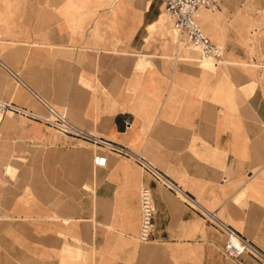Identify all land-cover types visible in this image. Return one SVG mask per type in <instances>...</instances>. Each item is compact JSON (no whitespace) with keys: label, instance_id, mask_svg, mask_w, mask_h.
Masks as SVG:
<instances>
[{"label":"crops","instance_id":"obj_1","mask_svg":"<svg viewBox=\"0 0 264 264\" xmlns=\"http://www.w3.org/2000/svg\"><path fill=\"white\" fill-rule=\"evenodd\" d=\"M165 1L0 0V101L18 110L0 112V264H238L209 211L264 253V0L199 7L226 56L211 67ZM44 102L174 188L47 124Z\"/></svg>","mask_w":264,"mask_h":264},{"label":"built area","instance_id":"obj_2","mask_svg":"<svg viewBox=\"0 0 264 264\" xmlns=\"http://www.w3.org/2000/svg\"><path fill=\"white\" fill-rule=\"evenodd\" d=\"M218 0H166L165 11L171 19L173 30L179 36L185 37L189 43L197 47L202 58H207L217 65L223 58V49L205 34L197 22V11L199 7L206 6L212 9L216 8ZM47 109V114L42 119L56 129L76 137L83 138L92 142L94 145H102L113 151L117 155L127 156L134 159L141 167L152 173L158 180L162 181L167 187L173 189L174 186L164 178L155 168L141 155L130 151L129 149L117 145L109 140L95 137L74 125L64 112H60L50 103H43ZM18 110L9 102H0V112ZM94 162L98 166L106 163V156L101 153L94 154ZM140 202V233L141 241H148L152 232V223L154 217V207L151 198V192L147 187L139 189ZM204 219L216 224L226 235V241L223 245V252L226 257L233 259L238 264H247L246 257L253 259L258 264H264V253L257 249L250 241L243 238L234 229L225 225L216 216L214 212H205Z\"/></svg>","mask_w":264,"mask_h":264},{"label":"rangeland","instance_id":"obj_3","mask_svg":"<svg viewBox=\"0 0 264 264\" xmlns=\"http://www.w3.org/2000/svg\"><path fill=\"white\" fill-rule=\"evenodd\" d=\"M161 17H163V14L161 15ZM8 25V27H9V23L7 24ZM3 28V27H2ZM186 44H187V46L189 47V48H195V50L196 51H194V50H191L195 55V57L196 58H200V51H199V49L197 48V47H194L191 43H189V41L187 40V41H184ZM3 46V44H1L0 45V48ZM251 46H252V50H253V48H254V45H253V43L251 44ZM224 58H226V56H225V54H223V58L222 59H224ZM204 62V61H203ZM207 66H209V67H211L214 63H206V62H204ZM11 115H14V114H11ZM14 116H17V115H14ZM142 242H144V241H142Z\"/></svg>","mask_w":264,"mask_h":264},{"label":"bare ground","instance_id":"obj_4","mask_svg":"<svg viewBox=\"0 0 264 264\" xmlns=\"http://www.w3.org/2000/svg\"><path fill=\"white\" fill-rule=\"evenodd\" d=\"M165 13L163 14V17H162V19H164V20H169L168 19V14L166 13V11H164ZM198 15H199V12L197 11V20H198ZM206 34V33H205ZM203 59V61L204 62H206V63H213V61L212 60H210V59H207V58H202ZM0 102H2V101H0ZM65 116H66V114H65ZM43 117H45V115L43 116ZM67 117V116H66ZM74 124V123H73ZM75 125V124H74ZM77 126V125H76ZM78 127V126H77ZM80 128V127H79ZM80 129H82V128H80ZM87 132V131H86ZM87 133H90V132H87ZM140 240V239H139ZM141 241V240H140Z\"/></svg>","mask_w":264,"mask_h":264}]
</instances>
